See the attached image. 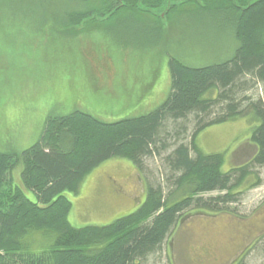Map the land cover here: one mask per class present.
<instances>
[{
    "label": "trees",
    "instance_id": "16d2710c",
    "mask_svg": "<svg viewBox=\"0 0 264 264\" xmlns=\"http://www.w3.org/2000/svg\"><path fill=\"white\" fill-rule=\"evenodd\" d=\"M79 1L81 9L65 14L76 25L94 17L161 20L193 12L225 25L239 46L232 58L209 66L172 59L170 94L149 114L115 123L80 111L49 115L36 144L21 153L0 152V264H146L187 214H234L231 206L250 178L258 180L251 188L261 185L254 170L264 168V101L246 93L254 82L264 85V0ZM246 116L256 122L249 138L256 152L224 172V154H204L198 135ZM116 158L139 171L160 159V182L150 181L134 213L106 226L73 227L65 193L77 194L92 171ZM35 234L46 241L38 248L29 241ZM246 254L233 264H244Z\"/></svg>",
    "mask_w": 264,
    "mask_h": 264
},
{
    "label": "rangeland",
    "instance_id": "374dc122",
    "mask_svg": "<svg viewBox=\"0 0 264 264\" xmlns=\"http://www.w3.org/2000/svg\"><path fill=\"white\" fill-rule=\"evenodd\" d=\"M81 8L79 0H0V152L36 144L49 115L80 111L115 123L149 114L170 94L172 59L209 66L232 58L239 46L225 25L193 12L161 20L94 17L77 25L65 16ZM253 87L247 96L264 101V85ZM255 125L249 116L213 125L197 144L206 155L224 154L225 172L254 156L249 138ZM163 171L160 159L146 161L143 171L126 159L104 162L77 194L65 193L69 221L75 228L106 226L134 213ZM20 172L14 171V181ZM254 172L261 185L251 188L258 180L250 178L231 206L234 214H187L146 264H233L246 252L244 264H264V168ZM29 241L34 248L46 243L40 234Z\"/></svg>",
    "mask_w": 264,
    "mask_h": 264
}]
</instances>
